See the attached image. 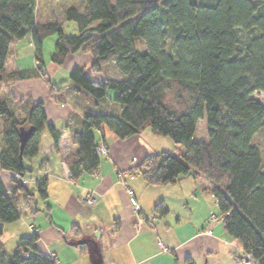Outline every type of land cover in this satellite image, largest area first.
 Masks as SVG:
<instances>
[{
  "label": "trees",
  "instance_id": "obj_1",
  "mask_svg": "<svg viewBox=\"0 0 264 264\" xmlns=\"http://www.w3.org/2000/svg\"><path fill=\"white\" fill-rule=\"evenodd\" d=\"M67 21L76 23L75 33H67ZM27 34L39 73L44 39L53 34L50 61L62 64L69 53L89 52L92 72L111 62L122 73L100 80L89 78L84 67L69 73L72 85L95 104L117 103L85 112L73 131L77 149L64 160L71 179L99 167L95 130L126 139L150 127L182 149L148 155L130 170L149 184L205 179L220 222L240 249L235 259L249 255L253 264H264V160L254 143L264 106L252 96L264 94V0H0V79L11 42ZM30 74L23 70L16 77ZM9 101L0 98V170L17 177L8 190L0 179V234L2 224L21 216L19 192L26 194V206L35 194L48 197L47 176L33 187L20 179L30 171L25 160L37 155L43 131L55 148L63 133L47 121L42 102ZM199 124L201 136L193 141ZM20 127H34L22 150ZM155 209L167 211L162 202ZM38 240L34 230L11 253L0 246V264H56L38 249Z\"/></svg>",
  "mask_w": 264,
  "mask_h": 264
},
{
  "label": "crops",
  "instance_id": "obj_2",
  "mask_svg": "<svg viewBox=\"0 0 264 264\" xmlns=\"http://www.w3.org/2000/svg\"><path fill=\"white\" fill-rule=\"evenodd\" d=\"M27 36L29 40H24V36L10 44L0 79V98L10 100L13 106L25 99L42 102L47 121L63 133L55 148L51 134L45 129L37 155L25 160L30 171L22 179L32 187L47 176L48 197L45 200L39 197L41 202H36L35 210L25 208L30 217L20 212L18 220L2 224L0 246L7 251L9 235L16 238V246L20 238L17 236H21L19 226L23 225L29 235L34 230L38 232V249L48 256L55 255L59 264H92L99 256V264H187V258L193 264H233L231 257L236 261V254L229 252V245L233 244L225 235L222 222V228L207 224L215 200L205 179L187 176L175 183L149 184L135 172L133 178H126L125 185L118 181V170L135 171L146 156L160 151L142 132L118 139L107 128L95 130L97 142H104L107 147V155L101 156L104 160H100L96 171L84 172L76 181L71 179L64 160L77 149L71 140L73 131L85 112L110 110L113 105L95 104L72 85L69 73L78 66L84 67L91 79L105 76L100 71L92 72V61L84 52L67 54L62 64L50 61L52 52L47 59L43 54L44 69L39 73L31 37ZM23 70H30L31 74L16 77ZM1 135L0 129V150ZM133 157L136 162H132ZM15 177L13 171L0 170V179L7 190L15 186ZM128 190L133 191L138 210L131 205ZM17 196L18 200L27 197L25 193ZM161 202L167 209L162 215L155 209ZM159 239L166 251L158 247Z\"/></svg>",
  "mask_w": 264,
  "mask_h": 264
},
{
  "label": "rangeland",
  "instance_id": "obj_3",
  "mask_svg": "<svg viewBox=\"0 0 264 264\" xmlns=\"http://www.w3.org/2000/svg\"><path fill=\"white\" fill-rule=\"evenodd\" d=\"M65 27H66V31L67 33H75L77 31V27H76V23L73 22V21H67L65 23ZM24 40H29V37L26 35V37L23 38ZM55 39H56V35L53 34V35H50L48 36L47 38L44 39V42H43V54H44V57L47 59L48 55L50 52L53 51L54 49V43H55ZM21 40V39H20ZM85 53V57L89 59V61L91 62L93 57L92 55L89 53V52H84ZM115 70H117V73L119 75L122 76V73L114 67V64L111 63V62H107V63H104L102 65V69L100 70V72H102L105 75H111V72L113 71V73L115 72ZM62 75V74H59V76ZM114 94V91H109V96H112ZM253 98L257 101H259L263 106H264V94L260 91H256L252 94ZM105 101L104 102H109V100L107 99H104ZM103 104V102H102ZM117 103L113 102V106L116 105ZM142 136L147 139L148 142H151V144H153L155 147L159 148L160 151L161 150H166V151H169V152H174V153H177L179 149H182V147H177L175 145V143L173 142V140L169 137V136H161V135H155L153 134L151 131H150V127H146L143 131H142ZM201 136V125L199 124L194 136H193V141H198L199 140V137ZM95 138L96 140H98V136L97 134L95 133ZM254 143L259 147L261 153H262V158L264 160V126L256 133L255 137H254ZM179 148V149H178ZM101 157V156H100ZM101 160H104L103 157L100 158ZM134 162V161H132ZM263 170H264V167H263ZM27 174V173H26ZM28 175V174H27ZM16 176V175H15ZM17 177V176H16ZM20 181L23 183H26L27 180L26 179H20ZM31 187V186H30ZM33 187V186H32ZM20 194H24L23 192H19ZM26 200V198H25ZM23 197H19V210L20 212H24L25 214H27L28 217H30L31 213H29V210L32 209V210H35V204L36 202H38L40 204L41 202V199L39 198V196L37 194L31 196V199L30 201L28 202V206L25 205V201ZM199 204H204V203H199ZM33 206V207H32ZM28 207V208H27ZM25 208L29 209V210H26ZM211 212L208 216L207 219L210 218L211 214L214 213V214H218L219 211H218V208L216 206V203H213L212 201V204H211ZM42 216V215H41ZM43 218V217H42ZM208 221V220H207ZM212 224H214V226L217 228H222V225L220 223V221H216V222H213ZM44 227V225H43ZM46 227V226H45ZM19 235L21 236H17V237H23L24 235L25 236H28L29 235V232H28V229H27V226H23V225H20L19 226ZM217 231V230H216ZM44 236H45V231L42 230ZM26 233V234H25ZM14 235V234H13ZM226 236H228L226 233H225ZM7 240H6V249L9 253L13 252L14 249H15V240L16 238H14L12 235H9V236H6ZM229 240H230V237H229ZM232 242L233 245H229V252L231 251H234L235 254H238L240 253V249L236 246V244L230 240ZM227 253V251H226ZM231 262H233V264H241V262L239 261H234L233 257H231Z\"/></svg>",
  "mask_w": 264,
  "mask_h": 264
},
{
  "label": "built area",
  "instance_id": "obj_4",
  "mask_svg": "<svg viewBox=\"0 0 264 264\" xmlns=\"http://www.w3.org/2000/svg\"><path fill=\"white\" fill-rule=\"evenodd\" d=\"M96 151L98 154L100 155H107V147L105 146V144L100 143L97 147H96ZM132 161L136 162V157L132 158ZM149 162V161H148ZM146 162V163H148ZM135 175V173L131 170H118V181L120 183H122L123 185H125L126 182V178H133ZM24 184V182H23ZM128 193L130 195V203L131 205L134 207L135 210L139 209L138 203L136 198L133 196V191L132 190H128ZM144 219L146 220V218L144 217ZM152 220L155 219V216H152L151 218ZM220 217L214 213L211 214L210 218L207 221V224H211L213 222L219 221ZM211 229H207V233H211ZM157 245L158 247L163 250L166 251L167 247L165 246V244L159 239L157 241ZM49 257L51 259H54L56 261V264H59L58 261L55 259V255L53 254H49ZM237 261L241 262V264H253V260L249 255H243L239 258H237Z\"/></svg>",
  "mask_w": 264,
  "mask_h": 264
},
{
  "label": "water",
  "instance_id": "obj_5",
  "mask_svg": "<svg viewBox=\"0 0 264 264\" xmlns=\"http://www.w3.org/2000/svg\"><path fill=\"white\" fill-rule=\"evenodd\" d=\"M33 132H34V127H29V128L20 127L18 129V136H19V141H20V150H22V148L25 145L26 141L31 137ZM99 257L98 258H94L93 261H92V264H99L100 260H101Z\"/></svg>",
  "mask_w": 264,
  "mask_h": 264
}]
</instances>
